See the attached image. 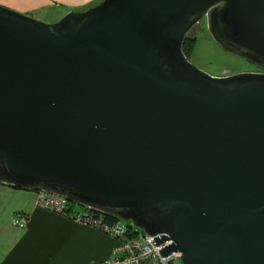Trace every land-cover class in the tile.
Instances as JSON below:
<instances>
[{
	"label": "water",
	"instance_id": "95a60500",
	"mask_svg": "<svg viewBox=\"0 0 264 264\" xmlns=\"http://www.w3.org/2000/svg\"><path fill=\"white\" fill-rule=\"evenodd\" d=\"M202 20L261 71L192 63ZM0 183L130 221L168 264H264V0L0 5Z\"/></svg>",
	"mask_w": 264,
	"mask_h": 264
},
{
	"label": "crops",
	"instance_id": "0c3cea01",
	"mask_svg": "<svg viewBox=\"0 0 264 264\" xmlns=\"http://www.w3.org/2000/svg\"><path fill=\"white\" fill-rule=\"evenodd\" d=\"M100 0H0L23 13L82 10ZM39 192L0 183V264H105L118 239L38 205ZM27 214L28 226L12 220ZM119 264H129L121 262Z\"/></svg>",
	"mask_w": 264,
	"mask_h": 264
},
{
	"label": "built area",
	"instance_id": "2783aa9c",
	"mask_svg": "<svg viewBox=\"0 0 264 264\" xmlns=\"http://www.w3.org/2000/svg\"><path fill=\"white\" fill-rule=\"evenodd\" d=\"M70 199L54 193L39 192L38 205L44 209L61 214H70L72 218L87 225L99 228L118 239V244L113 248L111 256L105 264H168L170 257L162 255L160 248L163 245H156L152 238L138 228L123 223L108 225L104 221V214H95L89 207H81L78 211L71 209ZM80 210V211H79ZM13 224L21 228L28 226L29 217L27 214H18L12 220Z\"/></svg>",
	"mask_w": 264,
	"mask_h": 264
},
{
	"label": "rangeland",
	"instance_id": "374dc122",
	"mask_svg": "<svg viewBox=\"0 0 264 264\" xmlns=\"http://www.w3.org/2000/svg\"><path fill=\"white\" fill-rule=\"evenodd\" d=\"M0 5L11 8L3 2H0ZM59 12L61 9L48 15L37 12H32L31 15L46 22H55L62 17ZM202 23L204 29L197 30L185 53L192 63L213 76H227L258 70V66L252 62L223 49L211 35L205 20H202ZM73 211L77 212L78 210L74 208ZM121 222L125 225H131L130 221L121 220Z\"/></svg>",
	"mask_w": 264,
	"mask_h": 264
},
{
	"label": "trees",
	"instance_id": "16d2710c",
	"mask_svg": "<svg viewBox=\"0 0 264 264\" xmlns=\"http://www.w3.org/2000/svg\"><path fill=\"white\" fill-rule=\"evenodd\" d=\"M192 39H194V36H188V37L186 38V40H185V42H184V44H183V46H184L183 49H184L185 53H186V51H187V49H188V45H189V43H190V41H191ZM70 201H71V200H70ZM71 202L73 203L72 206H71V209H72V210H74V208H75V209H80L81 207H86V206H83V205H81V204H79V203H76V202H73V201H71ZM92 211H94L95 214L99 215V214L97 213V211H95V210H93V209H92ZM64 215H67V216L72 217L70 214H64ZM104 221H105L106 224H108V225H113V226H114V225H117L119 222L122 223V222H121V219L115 218L114 216L109 215V214H105V215H104ZM128 226H130V224H129Z\"/></svg>",
	"mask_w": 264,
	"mask_h": 264
},
{
	"label": "flooded vegetation",
	"instance_id": "af4514ba",
	"mask_svg": "<svg viewBox=\"0 0 264 264\" xmlns=\"http://www.w3.org/2000/svg\"><path fill=\"white\" fill-rule=\"evenodd\" d=\"M258 71H261L260 69H258Z\"/></svg>",
	"mask_w": 264,
	"mask_h": 264
}]
</instances>
